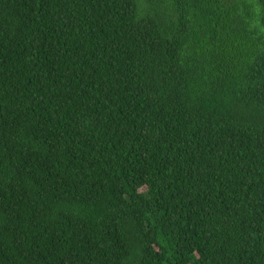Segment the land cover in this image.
<instances>
[{
  "label": "trees",
  "instance_id": "trees-1",
  "mask_svg": "<svg viewBox=\"0 0 264 264\" xmlns=\"http://www.w3.org/2000/svg\"><path fill=\"white\" fill-rule=\"evenodd\" d=\"M0 264H264V0H0Z\"/></svg>",
  "mask_w": 264,
  "mask_h": 264
}]
</instances>
